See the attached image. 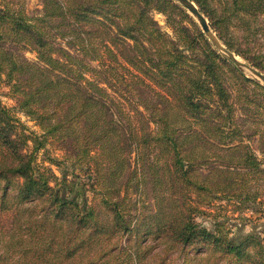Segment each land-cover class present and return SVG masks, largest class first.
Returning <instances> with one entry per match:
<instances>
[{"label":"trees","instance_id":"trees-1","mask_svg":"<svg viewBox=\"0 0 264 264\" xmlns=\"http://www.w3.org/2000/svg\"><path fill=\"white\" fill-rule=\"evenodd\" d=\"M193 1L252 61L237 33L255 28L264 0ZM41 3L31 14L26 0H0V75L16 101L0 100V264H173L175 253L182 264H264L255 231L194 219L214 201L260 203L264 85L186 26L174 0ZM151 10L169 15L175 39ZM142 86L154 92L136 98L148 117L134 97ZM49 141L87 175L91 198L68 192L60 162L48 157L61 177L38 163Z\"/></svg>","mask_w":264,"mask_h":264},{"label":"rangeland","instance_id":"rangeland-1","mask_svg":"<svg viewBox=\"0 0 264 264\" xmlns=\"http://www.w3.org/2000/svg\"><path fill=\"white\" fill-rule=\"evenodd\" d=\"M174 1L179 6V8L187 15V20H184V24L188 27H193L192 22H194L197 27L204 33L211 46L215 50H217L222 56L227 58L223 53H221L217 48H215L208 36L203 31L196 17L193 16V14H191L177 0ZM26 9L31 14L39 13L40 11H42L41 0H26ZM178 11H180L178 8L175 9L173 13L170 14V18L177 17ZM150 15L163 32L167 33L174 39L176 38L175 31L172 29L169 23V15H167V13L159 10H151ZM205 17L207 18L211 29L217 35L216 31L211 26L209 18L206 15ZM254 23L255 28L250 27L248 30L245 29L237 33L239 36L238 42L240 43L241 48L244 49L245 53L252 59V61L249 58H246L233 50L232 51L236 54L239 59L249 63L250 65L254 66L255 68L259 69L264 73V15L259 16L258 20ZM63 44L66 46L64 42ZM24 55L30 61L37 60V54L33 50H25ZM228 61L232 62L229 59ZM235 67L239 71H241L236 65ZM242 73L245 76L258 81L253 75L246 74L244 72ZM258 82L264 85L261 81ZM139 96H141L142 99L145 98L147 100H154V92L151 90V88L146 86L140 87V89L137 90V93H134L135 99H138ZM0 100L8 107L14 108L16 106V101L13 95L11 94V86L3 75H0ZM137 106L139 110L143 112L144 116L148 117L147 111L144 110V107L141 106L139 101L137 103ZM17 115L32 131L38 133L41 131L40 126L33 119L23 114L22 112H17ZM133 120L140 123L139 119L136 117ZM28 131L27 133H29ZM29 144L31 146L32 142H29ZM253 144L256 145L257 143L253 142ZM61 146V144L55 141H49L46 146L39 151L37 155L38 163L40 162L41 164H43V166H47L48 168H50L53 174L58 177L62 176V165L66 166L65 170L67 173V178L69 179L68 183L66 184L68 192L80 201H84L85 199L91 198V191H89L88 189L86 190L85 186L83 185V183L87 180V175L81 170L74 169L72 167L71 160L66 159L65 148ZM24 152H26V149L24 150ZM48 157L53 158L54 162H60L62 164L61 167H59L55 163H51ZM257 202L260 203H248L246 205H239L238 203L231 200H220L214 201V204L211 205L202 204L200 206V209H202L203 212H198L197 214H195L194 219L200 226L206 227L211 230L215 229L218 223H222L224 229L231 232V234H242L249 232L251 233L255 231L264 240V195H262ZM6 221L7 219H2V222L6 223ZM191 253L194 254V250L191 251ZM172 259L174 260L173 264L183 263V256L178 253H175L172 256Z\"/></svg>","mask_w":264,"mask_h":264},{"label":"water","instance_id":"water-1","mask_svg":"<svg viewBox=\"0 0 264 264\" xmlns=\"http://www.w3.org/2000/svg\"><path fill=\"white\" fill-rule=\"evenodd\" d=\"M182 6H184L193 16L196 17L203 31L208 36L212 44L221 53H223L229 60H231L242 72L253 75L258 81L264 84V73L249 63L239 59L236 54L227 48L225 44L217 37L215 32L211 29L209 22L205 15L200 11L198 6L193 0H177Z\"/></svg>","mask_w":264,"mask_h":264}]
</instances>
